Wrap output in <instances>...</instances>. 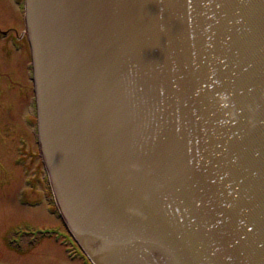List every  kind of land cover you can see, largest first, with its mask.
I'll use <instances>...</instances> for the list:
<instances>
[{
	"label": "water",
	"instance_id": "1",
	"mask_svg": "<svg viewBox=\"0 0 264 264\" xmlns=\"http://www.w3.org/2000/svg\"><path fill=\"white\" fill-rule=\"evenodd\" d=\"M39 147L96 264H264V0H25Z\"/></svg>",
	"mask_w": 264,
	"mask_h": 264
},
{
	"label": "rangeland",
	"instance_id": "2",
	"mask_svg": "<svg viewBox=\"0 0 264 264\" xmlns=\"http://www.w3.org/2000/svg\"><path fill=\"white\" fill-rule=\"evenodd\" d=\"M21 1L0 0V264H86L43 233L54 227L73 239L55 212L38 153Z\"/></svg>",
	"mask_w": 264,
	"mask_h": 264
}]
</instances>
